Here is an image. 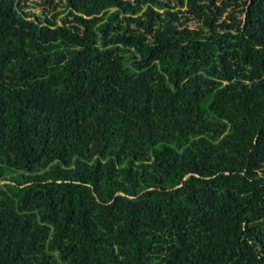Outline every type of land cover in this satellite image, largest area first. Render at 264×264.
Wrapping results in <instances>:
<instances>
[{
  "label": "trees",
  "instance_id": "obj_1",
  "mask_svg": "<svg viewBox=\"0 0 264 264\" xmlns=\"http://www.w3.org/2000/svg\"><path fill=\"white\" fill-rule=\"evenodd\" d=\"M0 264H264V0H0Z\"/></svg>",
  "mask_w": 264,
  "mask_h": 264
},
{
  "label": "water",
  "instance_id": "obj_2",
  "mask_svg": "<svg viewBox=\"0 0 264 264\" xmlns=\"http://www.w3.org/2000/svg\"><path fill=\"white\" fill-rule=\"evenodd\" d=\"M119 194H121V193H117L116 195H119ZM94 196H95V194H94Z\"/></svg>",
  "mask_w": 264,
  "mask_h": 264
}]
</instances>
